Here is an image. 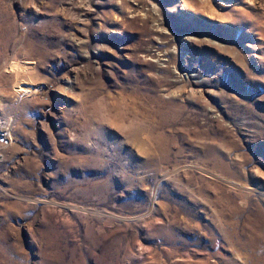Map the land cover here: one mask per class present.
<instances>
[{"label":"rangeland","instance_id":"374dc122","mask_svg":"<svg viewBox=\"0 0 264 264\" xmlns=\"http://www.w3.org/2000/svg\"><path fill=\"white\" fill-rule=\"evenodd\" d=\"M8 118L0 264H264V0H0Z\"/></svg>","mask_w":264,"mask_h":264},{"label":"bare ground","instance_id":"6f19581e","mask_svg":"<svg viewBox=\"0 0 264 264\" xmlns=\"http://www.w3.org/2000/svg\"><path fill=\"white\" fill-rule=\"evenodd\" d=\"M9 69L15 72L17 76L19 73L27 72L30 68L26 64L13 63ZM18 84H21V83H18ZM16 91L21 94H31V95H33L36 92L35 87H31V86H27L23 84H21L20 87L16 89ZM13 124H14L13 118H8L6 120H0V128L2 127L6 131V133L4 132V134H6V138L9 137V131H11Z\"/></svg>","mask_w":264,"mask_h":264}]
</instances>
